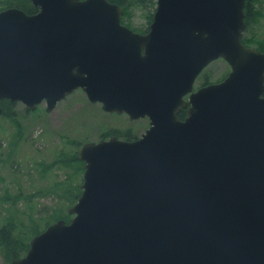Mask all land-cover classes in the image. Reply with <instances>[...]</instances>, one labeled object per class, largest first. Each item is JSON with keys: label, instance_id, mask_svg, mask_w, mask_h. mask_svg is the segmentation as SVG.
<instances>
[{"label": "water", "instance_id": "water-1", "mask_svg": "<svg viewBox=\"0 0 264 264\" xmlns=\"http://www.w3.org/2000/svg\"><path fill=\"white\" fill-rule=\"evenodd\" d=\"M31 1L0 10V102L50 112L82 89L151 123L84 143L73 218L10 264H264V51L242 41L246 0H157L146 33L109 0ZM218 58L228 76L195 90Z\"/></svg>", "mask_w": 264, "mask_h": 264}, {"label": "rangeland", "instance_id": "rangeland-1", "mask_svg": "<svg viewBox=\"0 0 264 264\" xmlns=\"http://www.w3.org/2000/svg\"><path fill=\"white\" fill-rule=\"evenodd\" d=\"M155 1L156 4L146 8L131 4L125 23L145 31L151 21L149 15L156 10ZM253 5L261 13L248 21L243 35L255 33L250 46H264V0H253ZM230 71L231 65L224 58L216 59L201 72L196 87L220 81ZM101 105L91 102L78 89L50 112L46 110V102L34 110L21 101L15 102L16 118L21 125L0 115V227L15 223L27 229L38 223L42 229L47 222L53 223L57 214L68 212L72 217L69 209L79 197L72 198L68 189L73 188V193L81 195L85 169L84 161L83 169L77 167L73 154L77 152L78 156L84 143L100 139L104 132L109 133L106 138L112 135L125 138L126 134L139 138L150 126L149 117L131 119L127 113L106 111ZM57 157H66L68 162L46 170V165ZM0 264H9L1 245Z\"/></svg>", "mask_w": 264, "mask_h": 264}, {"label": "trees", "instance_id": "trees-1", "mask_svg": "<svg viewBox=\"0 0 264 264\" xmlns=\"http://www.w3.org/2000/svg\"><path fill=\"white\" fill-rule=\"evenodd\" d=\"M109 1L114 2V3H118V4L124 6L125 12L123 15V22H125L126 14L128 13V11H130L129 8H130L131 4H136L138 6L145 7V8L156 4L155 0H109ZM13 4L18 5L27 11H36L38 9L31 2V0H0V10L7 7V5H13ZM253 6H254L253 0H247L246 24L251 19L257 17V14L261 13V11L259 9H256V8L254 9ZM149 16H150L149 18L152 20L153 14H151ZM244 29H243V31H244ZM135 30L139 31L137 28ZM254 40H255V33L250 34V35H243V33H242V41L244 44L250 46ZM256 47L259 48L261 51H264V46H262V44H256ZM205 84H207V82ZM14 103L15 102L10 101L9 99L1 100L0 105L2 107V112L0 113V115L8 117V118H12L17 124L21 125L22 124L21 121H19L16 118V111L14 109ZM180 115H181L180 116L181 118L184 116V114H180ZM108 134H109L108 132H104L101 135V138H103V137L106 138L108 136ZM124 136L126 139H132L129 137L130 136L129 134H126ZM72 158H73V160H75L77 162V167L79 169L84 168V162L78 158L77 152L73 154ZM61 162L62 163L68 162V159L66 157H63V159L61 157H57L49 165H46L48 167V168L46 167V170L53 167V166L58 165ZM76 189H79V187L76 186ZM68 191H69L70 195L72 196V198H74V197L76 198L77 196L78 197L80 196L79 192L73 193V188L68 189ZM55 217H56V219L54 221H56L57 219H60V218H64L67 222H69V220L71 219V215L68 212L65 214H62V215L57 214ZM54 221H52V222H54ZM50 224H51L50 222H47L46 226H48ZM46 226H45V228H46ZM24 227H26L25 224H24ZM45 228L41 229L38 223H32L30 225V227H28L27 229L19 228L15 223L1 226L0 227V245L4 249L5 256L8 260V262L10 263L11 261H13L15 259H18V258H21L22 256H24L29 249L30 239L34 235H36L39 232H41L42 230H44Z\"/></svg>", "mask_w": 264, "mask_h": 264}, {"label": "flooded vegetation", "instance_id": "flooded-vegetation-1", "mask_svg": "<svg viewBox=\"0 0 264 264\" xmlns=\"http://www.w3.org/2000/svg\"><path fill=\"white\" fill-rule=\"evenodd\" d=\"M7 7H17V8H20V9H22V10H24L25 12H27V14H29V15H33V14H36L37 12H39V8L36 10V11H27V10H25L24 8H22V7H20V6H18V5H16V4H13V5H7ZM246 15H247V2H246ZM246 18H247V16H246ZM247 24H245V26H246ZM141 32H144V31H141ZM145 33V32H144ZM187 108H183L180 112H179V114H184V116H186V114H187ZM186 113V114H185ZM181 116V115H180ZM183 116V117H184ZM182 117V119H184Z\"/></svg>", "mask_w": 264, "mask_h": 264}]
</instances>
